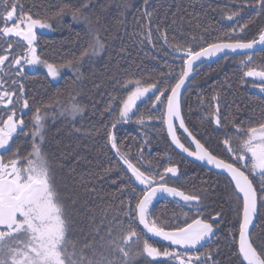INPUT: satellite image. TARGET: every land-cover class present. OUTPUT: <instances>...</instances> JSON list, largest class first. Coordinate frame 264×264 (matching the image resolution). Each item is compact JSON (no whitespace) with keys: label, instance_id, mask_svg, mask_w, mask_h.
Returning a JSON list of instances; mask_svg holds the SVG:
<instances>
[{"label":"snow or ice","instance_id":"1","mask_svg":"<svg viewBox=\"0 0 264 264\" xmlns=\"http://www.w3.org/2000/svg\"><path fill=\"white\" fill-rule=\"evenodd\" d=\"M144 3L147 5L148 0ZM248 6L264 15V0H254V4ZM86 7L87 4H82L73 10L72 19H80L82 8ZM240 11L227 18L233 20ZM64 14L63 8L56 13L57 16ZM143 16L148 18L144 39L151 43L152 13L146 8ZM88 23L92 35L87 47L73 59L63 63L50 62L38 52L37 40V29L52 27L48 18L26 11L22 0H0V264H222L217 259L218 251L200 252L197 247L219 231L218 225L224 219L221 213L209 218L202 216L201 205L206 193L169 186L165 177L167 174L178 176L177 166L165 167L162 173L153 169L150 163L145 166L142 163L144 149H138L139 156H131L129 150H122L112 131L104 133L105 147L114 151L124 166L126 179H121L120 191L130 195L127 201L120 200L111 218L107 211L99 224L93 218L89 225L92 240L86 237L81 243L73 238L77 227V201L57 183L43 145L48 113L54 104L60 105L61 116L73 120L84 108L71 93L66 105L60 104L59 100L36 103L32 98L30 102L23 77L26 66H42L47 75L55 79L62 68L79 71L83 62L103 52L105 41L100 35L99 21L95 25L90 20ZM257 27L258 32L253 38L244 39L243 35L235 34L248 31L249 24L236 20L232 34L224 38L228 42L209 43L199 50L177 45L174 51L182 52L183 64L174 84L164 87V80L147 82L128 77L117 81L123 94L112 97L118 108V121L112 123V129L118 122H127L135 116L138 102L152 93L148 100L153 109H163L159 119L166 125L171 143L188 156L206 161L228 174L237 201L236 219L229 229L231 254L235 257L230 264H264V237L254 239L251 231L255 228V218H264L261 213L264 209V119L247 126L243 122L233 123L234 134L226 132L222 140L228 154L226 160L214 154L186 126L181 115L180 96L194 63L202 57L225 50L235 52L264 46V25ZM156 31L159 32V28ZM162 38L168 42L166 34ZM252 64V55L241 61L242 76L258 80L252 86L264 92V62L258 66H250ZM216 99L214 96L213 100ZM108 110H112L111 105ZM26 112L32 113L30 121L25 120ZM147 119H153L151 113ZM177 121L179 129L187 134L184 139L190 141L188 146L177 134ZM212 121L218 127L222 124L218 104ZM137 122L143 124L145 116L141 115ZM21 137L26 143L30 141V146L13 148ZM105 171L111 172V169ZM136 184L143 186L138 194ZM158 193L178 198V202L182 201L183 206L196 215L188 217L185 213L183 221L178 218L175 222L161 220L150 211ZM102 232L106 235H101ZM96 237H99L100 247L107 249V254L101 251L97 255ZM153 237L170 244L168 247L157 246Z\"/></svg>","mask_w":264,"mask_h":264},{"label":"trees","instance_id":"2","mask_svg":"<svg viewBox=\"0 0 264 264\" xmlns=\"http://www.w3.org/2000/svg\"><path fill=\"white\" fill-rule=\"evenodd\" d=\"M26 11L41 18H48L52 27L40 34L38 52L50 62L63 63L78 56L87 47L92 33L88 21L95 25L99 21L100 35L105 41V49L97 56L86 60L74 68H62L57 81H51L46 73H38L27 85V94L36 103H50L59 100L68 103L69 93L75 96L83 113L74 120L61 116V107L53 105L48 113L44 151L53 166V174L62 190L77 201V227L73 238L81 243L92 240L89 225L109 218L118 208L121 199L127 201L130 193L121 192V179H126L124 166L114 151L105 147L104 133L112 131L122 146L133 157L139 156L143 148L142 163L162 173L165 167L179 168L178 179L169 174L166 182L176 187L183 180L188 182L187 190L203 191V200H221L227 230L200 252L218 251L217 259L222 264H230L235 257L231 254L229 229L236 219V202L233 187L220 175L200 168L183 159L171 147L164 124L159 119L160 109H153L145 99L138 104L137 113L127 122H118L115 129L112 123L118 121V108L112 97L122 95L118 80L132 77L147 82L164 80V87L174 84L183 64V54L174 51L177 45L199 50L213 42L225 41L239 23L249 24V30L236 36L253 38L259 25H264V15L251 6L254 0H22ZM82 8L80 19H72V11ZM243 10L240 11V8ZM63 16H57L59 9ZM152 13V41L144 39L148 31V18L143 16L145 9ZM240 11L238 17L229 20L231 13ZM86 18V19H85ZM251 22V23H249ZM159 28V32L156 29ZM167 35L168 42L162 38ZM253 64L264 62V51L251 54ZM248 55L226 57L211 65L204 66L189 82L181 101L182 117L186 126L214 154L228 159L222 140L225 133L233 135V123L243 122L245 126L264 119V92L253 87L258 80L244 78L241 61ZM171 77V79H170ZM158 94V93H156ZM216 100H213V97ZM219 105L221 126L212 121V114ZM111 105L112 110L108 108ZM151 113L153 119H147ZM31 112H26L25 120L30 121ZM141 115L143 124L138 123ZM147 142V143H146ZM22 149L30 146L21 137L16 141ZM16 147V146H15ZM13 145V148H15ZM135 163L136 161L133 160ZM111 169V172H106ZM168 183V184H169ZM137 194L143 186L135 185ZM227 206V207H226ZM152 213L161 220L180 221L185 219L182 210L169 205H156ZM264 216V209H261ZM189 217V214H187ZM253 238L264 237V218L258 217ZM101 235H106L104 232ZM97 255L106 248L100 247L96 237ZM157 246L165 247L157 244ZM91 256V253H88Z\"/></svg>","mask_w":264,"mask_h":264},{"label":"water","instance_id":"3","mask_svg":"<svg viewBox=\"0 0 264 264\" xmlns=\"http://www.w3.org/2000/svg\"><path fill=\"white\" fill-rule=\"evenodd\" d=\"M264 51V46H260V45H257L254 49L252 50H236L235 52H232L231 50H225L224 52L222 53H217L216 55L214 56H211V57H202L201 60L199 61H196L194 63V66H193V71L190 73L189 77L186 79L185 81V84L184 86L182 87L181 89V96H180V101H182V97L185 93V91L187 90L188 86H189V82L195 77V75H197L199 73V71L204 67V66H207V65H211L213 63H216L218 62L219 60L223 59V58H226V57H237V56H245V55H251V54H256V53H259V52H262ZM181 115H182V112H181ZM177 124V132H179L183 137H185L187 134L183 132L182 129H179L178 127V124L179 122L177 121L176 122ZM165 127V131H166V135H167V128H166V125H164ZM167 138H168V141L171 145V147L174 149V151H176L181 157H183L184 159L190 161L191 163L199 166V167H202L212 173H215L217 175H221V176H224L225 178H227L229 181H230V177L228 176V174L223 170V169H217L215 168L214 165H209L206 161H199L197 160L195 157H191V156H188L187 153H184L182 152L181 150L177 149L175 147V145H173L171 143V138L168 137L167 135ZM189 143L190 141L187 140ZM192 148L194 149V145H192ZM232 186L234 187V185L232 184ZM155 199H163V200H174V198L168 196L166 193H158L157 196L155 197ZM154 199V200H155ZM176 200H178V198H175ZM256 221H257V217L255 218L254 222H255V225H256ZM142 227V226H141ZM253 229H251L252 231ZM153 240L161 243V244H164V245H168L170 244V242H167V241H163L161 238H152ZM208 241V240H207ZM207 241H202L201 242V245H198L197 247L199 249H201L202 247H204V245L207 243ZM174 247V246H173Z\"/></svg>","mask_w":264,"mask_h":264},{"label":"flooded vegetation","instance_id":"4","mask_svg":"<svg viewBox=\"0 0 264 264\" xmlns=\"http://www.w3.org/2000/svg\"><path fill=\"white\" fill-rule=\"evenodd\" d=\"M40 37V34L39 32H37V40L39 39ZM38 70H34L32 68H30L29 66H26L25 68V72H24V77H23V82L25 84V88L27 89V85L28 83L30 82V80L36 75L38 74L39 72H37ZM177 134L181 137V140L183 143L186 144V146L189 145V142L184 139V137L179 133L177 132ZM183 158V157H182ZM184 159V158H183ZM186 160V159H185ZM188 161V160H187ZM189 163H191L190 161H188ZM193 164V163H192ZM195 165V164H194ZM197 166V165H196ZM199 167V166H198ZM202 168V167H200ZM204 169V168H203ZM208 171V170H207ZM210 172V171H209ZM174 180H177L178 179V176H172L171 174H169ZM221 176V175H220ZM224 177V176H223ZM227 179V178H226ZM228 180V179H227ZM186 180H183L182 182H180V184H182L183 186H185V191L187 192H196V191H193V190H187L186 187L189 185L188 182H185ZM229 181V180H228ZM171 183H167L169 186H175V184L172 182V180L170 181ZM232 186V184H231ZM233 187V186H232ZM181 189H184L183 187H180ZM202 193H206V192H203V191H200ZM236 203L234 205H236V208H237V201H235ZM161 204H164V205H169L171 207H174V208H177L179 210H182L184 211V213H187L189 214V217H193L196 215V213L192 210L189 209V207L187 206H183V202L182 201H179L174 199V200H163V199H155L153 200V206H152V209L153 207H155L156 205H161ZM227 207V206H226ZM201 208L203 209V212H202V216L204 218H209V217H212V216H215L216 213H221V215L224 217L223 215V206H222V202L221 200H213V199H210L209 198V201H205L203 200V203L201 205ZM151 209V211H152ZM227 219H223V221L218 225V228H219V231L216 232V234L211 237L207 243L204 245V247H202L201 249H199V251L203 250L205 247L209 246L213 241L216 240V238L218 237H221L222 233H225L226 230H227ZM155 241V240H154ZM159 245H162V246H165V247H168V245H164V244H161V243H157Z\"/></svg>","mask_w":264,"mask_h":264},{"label":"rangeland","instance_id":"5","mask_svg":"<svg viewBox=\"0 0 264 264\" xmlns=\"http://www.w3.org/2000/svg\"><path fill=\"white\" fill-rule=\"evenodd\" d=\"M37 32H39V34H43V33H47L48 32V30L47 29H37ZM30 68H32V69H34V70H38L37 72H41V73H46L47 74V70L45 69V68H43L42 66H36V67H31V66H29ZM37 75V74H36ZM50 78V80L51 81H57V79H58V77L57 78H55V79H52L51 77H49ZM149 94H152V93H149ZM145 99V98H144ZM143 99V100H144ZM140 102H138V104H139ZM135 110V109H134ZM15 146H17V145H15L14 144V147ZM152 206H153V204L150 206V211H151V209H152ZM258 218V217H257ZM254 229V228H253Z\"/></svg>","mask_w":264,"mask_h":264}]
</instances>
